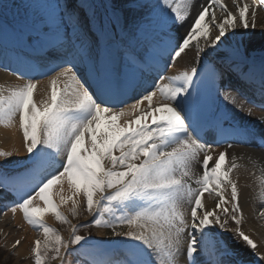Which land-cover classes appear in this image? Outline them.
Instances as JSON below:
<instances>
[{
    "label": "bare ground",
    "instance_id": "1",
    "mask_svg": "<svg viewBox=\"0 0 264 264\" xmlns=\"http://www.w3.org/2000/svg\"><path fill=\"white\" fill-rule=\"evenodd\" d=\"M116 1L112 8H108V20L103 18L105 0H97L94 12L91 0L76 2L86 9L85 14L92 16L93 27L88 30L82 26L85 21H80L78 14L67 16V4L75 1L8 0L6 4L30 11L32 21H42L45 26L51 25L56 30L37 32L28 25L27 30L17 32L14 26L4 22L0 23V36L5 42L17 44L20 38H24L26 45L34 46L36 41L28 42L26 37L38 34V41L48 38L55 43L51 44L53 49L61 46L69 52L66 57L51 51V57L70 64L71 68L40 65L22 57L16 59L18 72H12L0 62V89L12 91V105L6 113L9 122L0 123V164L17 165L13 162L16 157L28 158L30 151L35 149H25L22 141L17 123L19 115H15L20 113L19 94H24L32 83L29 87L35 90L40 102L49 104L48 98L54 91L56 98L50 101L58 103L59 107L85 109L88 106L86 110L91 111L90 116L93 112L99 116L95 117L96 120L104 117L111 120L110 125L97 128L99 148L92 144L85 157L86 163L99 165L100 178L108 185L113 172L121 179V186L105 192L104 198H116L111 207L117 217L127 221L123 234L130 244L128 249L114 246L113 254L105 258L106 264H264V181L259 173V169L264 170V109L261 104L241 95L251 92L264 98V87L258 85L259 78L264 79V0ZM198 8L200 14L205 12V17L194 29L191 27H195L196 21L191 23V19ZM40 9L46 12H37ZM87 18L91 20L90 16ZM76 25L80 26L77 30ZM92 34L96 38L95 45L89 42ZM152 37L156 40V50H162L163 54L158 56L156 51L147 49L142 66L137 60L136 71L134 64L123 68L121 64L126 56L121 52L128 53L130 46L136 48L150 44ZM180 41L187 45L180 47ZM93 46H97L96 51ZM174 47L180 48L176 56L171 53ZM11 48L10 45L8 53L16 57ZM105 51L111 57L112 70L120 86L121 100L116 104L122 106L121 112L98 105L85 85L93 81L100 83ZM228 61L235 65L233 75H248L256 86L232 77L234 81L230 80L232 85L227 89L220 76L218 109L228 124L241 130L244 138L215 148L194 138L186 129L171 96L175 93L185 96L189 81L205 64L219 62L225 65ZM255 61L256 66L251 67L249 64ZM161 66L169 72L160 80L155 74ZM30 70L35 71L34 77L40 73H59L47 80H39L35 85V82L19 76L32 74ZM76 70H82V73ZM80 74L86 78L85 84L77 78L74 81ZM143 88L148 89L143 93ZM133 91L138 98L129 100ZM31 108L25 106L23 116L28 115ZM32 115L30 112L27 117L30 122L34 120ZM159 123H162L160 128ZM142 124L144 129L140 131ZM148 125L153 127L147 133L145 128ZM120 126L128 129L125 136L119 134ZM50 130L42 135L41 140L38 137L42 150L38 151L34 172L18 173L15 180L7 178L5 188L0 191V208L4 207V202H13L14 197H21L24 202V207L15 210L14 219L10 221L13 226H22L23 230L26 219H39L45 223L53 221V210L57 208L70 216L73 209L69 208L82 207L77 202L79 197L82 202L85 199L83 192L92 198V212L96 211L95 207H99V212L104 209V205L97 203L94 180L83 172L79 175V172L68 170L59 181L39 189L49 178L50 170H56L53 167L58 162L63 165L59 159L64 160L68 147L66 127L59 139ZM79 135L77 143L82 147L85 137ZM126 135L130 137L127 139ZM77 149L82 150L80 146ZM109 159L117 163L113 164ZM204 226L205 235L200 234ZM6 230L8 228L3 237L9 247L11 241L20 240L17 246L14 244L18 256L28 255L30 245L39 243L34 233H23L12 240L7 237L9 232ZM99 234L104 236L103 231ZM196 246L200 247V253L195 252ZM128 252L129 257H125ZM118 257L123 262H111ZM67 260L72 258L65 256Z\"/></svg>",
    "mask_w": 264,
    "mask_h": 264
},
{
    "label": "rangeland",
    "instance_id": "2",
    "mask_svg": "<svg viewBox=\"0 0 264 264\" xmlns=\"http://www.w3.org/2000/svg\"><path fill=\"white\" fill-rule=\"evenodd\" d=\"M7 1L8 0H0V18H4V21L12 20V22H14V25L18 29H20V27L27 29L28 25H31V27L35 25L39 28L44 29L46 32L52 30L50 26H45L41 21H32L30 17L32 13L22 7H16L12 4H8V6L6 7H1V3ZM69 5H67L68 9L66 10H68V15H72V13L69 12V9H71L72 7H70ZM41 11L46 12V10L42 9L37 12L40 13ZM137 11L146 13V11L142 10ZM197 13L198 12H195V15H193L192 19L195 18ZM82 18H84V16H82L81 19ZM135 52L136 54L140 53L137 50H135ZM65 67L68 69L71 68L70 65H66ZM57 73H53L52 75L50 74L47 78H43V80H47ZM76 78L79 79L80 77L75 76L74 81H77ZM39 80L42 79L38 77L34 81H31L35 82L36 85L38 84V82H40ZM30 85L27 86L26 92L24 94L23 92L19 94L20 98L17 103L20 104V113L15 114L19 115V118L17 119V121L19 122H17L16 120L14 121L19 123L20 134L22 136L24 146L26 147L25 149H29V147L35 148L36 153H34L35 149H32L28 154V158H22L20 156L16 157L13 162H15V164L17 165L11 167H8L6 165L2 166L0 164V191L3 190V180L7 178L15 180L14 177H16L18 173L32 174L34 172L33 170L36 168L35 165L38 163L39 159L40 152L38 153V151L42 150L39 149L41 144L38 143V137L39 140H41L42 135L45 136L46 131L51 128L50 131L56 133L55 138L59 139L64 130V127H66V134L69 135V141H67L68 147L66 149L67 152L64 156V160L59 159L63 163V165L61 167V163L58 162V164L53 167L56 170H50L52 174H49L48 176V185L50 186L55 181H59V179L63 177L68 170L69 172L71 170L75 173L79 172V175L83 172L87 176L89 175L92 180H94L93 182L95 185V196L98 198L99 196H103L101 200L97 201V203H103L102 205H104L103 207L105 211L103 209L101 212H99V207H95L96 211L92 212V198L87 196V192H83L82 195L85 199L82 202L81 197H79V200L77 202L80 203L82 207L77 208V206H73V208H69V210L73 209L70 212V216L65 213V210H63L62 207V212L60 208H57L53 210V221L45 223L39 219H29L28 221H25L27 222V225H24L25 228L23 230L22 226H13L14 223H10V221H13L14 219V216H12L13 212L19 209V202H8L11 204H7L4 202L3 205L5 206V208H0V227L3 226L0 230V264H58V260L62 258V252L66 250V247L69 248L72 246L71 243L72 241H75L76 235L82 237L83 241H81L80 243L86 245L85 249L79 252L76 251L77 255H73L70 253L67 255L66 253V256H70L72 260H67L64 264H70L71 262H74V264H89L86 258L94 262L100 260V262L98 261V264H106V262H104V256H111L114 252V246L128 249V246L130 244V240H128L123 234L127 221L122 217H117L116 212L110 206L116 198H104L105 192L112 191L121 186V179L120 177H118L116 172H113L111 173L113 175L110 178V185L107 188H101L99 183V165L96 163H93L94 165L86 163L85 157L86 153H88L92 149V144L95 147L99 148L100 134L97 133V128H101V125H110L111 120L108 117H104L102 120H96L95 117L99 116L94 112L92 116H90L91 111L86 110L88 106H86L85 109L84 107L79 109V107L76 106L68 108L59 107L58 103L50 101V99L54 101L56 98L54 91H52L50 99L48 98L49 104L48 102H40V100L35 95V90L29 87ZM11 92L12 91L10 89H0V123L5 120L8 121L6 113L10 111L12 105V96L10 95ZM25 106L32 107V110L28 111V115L30 112L34 114V116L32 115V117H34V120L32 122H30L31 120L29 121V119H27L28 115L23 116V108ZM112 124L114 125V127L116 126L115 122ZM127 130L128 129L124 128V126H120L118 128L119 134L123 136H125ZM139 130H143V124ZM24 132H26L25 137ZM79 134H82L83 137H85L82 147L80 143H77L80 138ZM137 134L139 135V133ZM129 137L130 136L126 135L127 139ZM78 146H80L82 150L79 151L77 149ZM162 149H165L164 146ZM163 152H165V150H163ZM1 156L4 157L5 155L1 152ZM108 161L112 162L113 164L117 163L111 159H109ZM72 165L76 166L71 167ZM259 173L261 174V177L264 181V170L259 169ZM184 182H186V184L190 183L189 185H194L191 181L189 182L185 180ZM21 193L22 192H19V194ZM106 208H108V210H106ZM89 220H92L90 229L81 226V224L84 225V223ZM4 226L8 228V231L6 230L7 233L9 232V235L7 237L10 236L12 240L23 233H26V235H28V233H34L35 238L39 240V243L35 245L36 247L34 245H30V248L28 249V255L18 256V254L14 250V244L17 246L20 240L17 239L14 243L11 241V246L9 247V244L7 245L5 238L3 237L6 229L4 228ZM49 227H51L52 229L54 228L60 230L63 237V243L61 238L56 236L57 234H55ZM89 230H92L93 233H89ZM99 231L104 232L103 237L100 236ZM89 237L91 238V240H93V242H90V244H85L88 243V240L86 238ZM130 255L132 254L130 253ZM125 257H129V252L125 254ZM116 261H118L119 263L123 262V260L119 259V257L112 259L111 262L115 263Z\"/></svg>",
    "mask_w": 264,
    "mask_h": 264
}]
</instances>
